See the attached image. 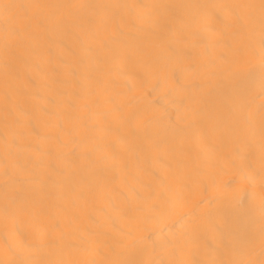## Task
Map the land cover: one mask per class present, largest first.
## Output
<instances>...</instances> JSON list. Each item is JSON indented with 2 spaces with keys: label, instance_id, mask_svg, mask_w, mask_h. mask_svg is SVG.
Segmentation results:
<instances>
[{
  "label": "bare ground",
  "instance_id": "1",
  "mask_svg": "<svg viewBox=\"0 0 264 264\" xmlns=\"http://www.w3.org/2000/svg\"><path fill=\"white\" fill-rule=\"evenodd\" d=\"M0 264H264V0H0Z\"/></svg>",
  "mask_w": 264,
  "mask_h": 264
}]
</instances>
